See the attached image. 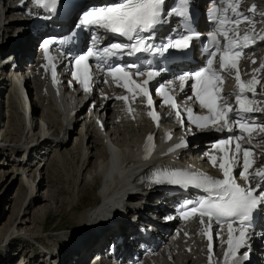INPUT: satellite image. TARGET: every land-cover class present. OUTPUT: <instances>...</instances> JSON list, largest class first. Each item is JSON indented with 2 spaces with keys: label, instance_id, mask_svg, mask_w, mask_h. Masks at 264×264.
<instances>
[{
  "label": "snow or ice",
  "instance_id": "1",
  "mask_svg": "<svg viewBox=\"0 0 264 264\" xmlns=\"http://www.w3.org/2000/svg\"><path fill=\"white\" fill-rule=\"evenodd\" d=\"M36 6L55 13L64 0H33ZM181 5V10L177 11L175 7L166 9L164 5L166 0H119V2L105 7H95L92 10L83 11L78 15L75 27L77 29H101L107 33L118 35L125 38L126 43H112L104 46L103 48L88 47L86 52L77 54L72 57L74 61V70L72 71L73 77L84 85L87 91L89 84L94 81L95 77L92 75V66L87 63L90 59L96 62V69L105 72L106 75L111 76L113 80L118 78V74L123 78L125 87L132 85L133 81L129 79L128 69L131 67H138L137 65H120L110 63L120 53L127 55H136L138 53L152 52L154 54L164 55L169 49L187 50L192 46V42L199 38V34L195 31L189 32L185 30L183 34L177 37L167 36L159 44H153L151 41L156 39V29L168 23L166 19L168 16H177L187 19L190 16V0H178ZM213 3L212 13L213 20L216 23V28L213 32L209 33L211 39V47L215 50H209L206 56V67L196 70L191 74H182L177 79L179 81V88L183 90L185 82L194 80L190 87L192 89V96L187 99L192 101L193 98L199 101L200 107L207 109L208 115H194L193 109L187 107L185 110L189 117V122L197 129L216 128L217 131L228 130L234 131L229 127L230 124L237 125L241 133H248L249 138L246 143L251 144V132L253 131L252 125L255 124V119L250 117L249 114L257 111H264L258 109L253 105L252 99H249L245 93H254L253 85L257 81H249L248 84L241 82L239 74L235 76L239 93L236 95V104L238 108H234L227 102V98L220 96L222 101L220 105L217 104V97L219 96L218 90L213 85L214 80H219L218 72L213 70V64L216 57L219 55V69L226 70L237 67V58L241 56L242 48L251 47L249 40L256 43V37L264 41V34H257L253 31L249 36L247 32V23L249 17L247 12L255 11V5L246 11L240 7V0L227 3V8L224 15H218L219 9L215 6L216 0H211ZM223 3L224 0H221ZM230 9L231 15H228ZM264 18V13H261ZM241 21L245 22V32L243 36L240 35ZM232 33V35H229ZM98 33H94L89 37L90 40L95 39ZM218 36L223 37L224 43L221 48V42L217 39ZM52 41L45 39L43 47L45 51V59H49V45ZM255 62V61H253ZM133 75L146 76V79L141 83H135L134 87L145 96H149L150 81H152L158 72L148 70L145 72L133 73ZM105 83L108 81L105 80ZM169 85L172 83L168 82ZM156 92L163 96L165 104L172 102V97L166 95L165 85L161 84L157 87ZM215 93V94H214ZM119 99H126V97H118ZM152 99H148V105L152 106ZM171 106L176 109L178 105L174 102ZM154 120L157 119L156 115L152 112L149 113ZM179 115V112L177 113ZM251 120V124L249 123ZM223 122V123H221ZM217 125H220L217 127ZM260 130L264 131V126H260ZM147 139L152 140L150 135ZM244 139L241 135H234L228 139H221L214 144V148L218 149L221 153L228 149L231 141H240ZM180 145H177L179 147ZM243 153V171L240 175L248 185L242 187L236 182L232 163H239V154ZM252 153L248 148H243L241 143L235 144V150L230 157H220L219 168L222 172L223 178H215L208 174L198 173L194 171L183 170H167L164 172L166 182L174 186L181 187H195L202 190L206 195L202 197L195 204L190 207L191 213L199 212L201 221L203 217L207 216L209 225L212 221L220 223L221 221H229L228 231L229 237L227 244L229 251L226 257H234L239 248L244 247L245 240L243 239L247 233L240 232L241 239L233 244L232 240V221L239 220L244 225H251V222L256 213L264 210V171H257L252 173L249 169L252 162L249 160ZM213 162V167L216 166V158L210 157ZM164 171V170H161ZM156 182H161L157 180ZM209 250L214 251V245L209 244ZM245 257L247 253L244 254Z\"/></svg>",
  "mask_w": 264,
  "mask_h": 264
},
{
  "label": "bare ground",
  "instance_id": "2",
  "mask_svg": "<svg viewBox=\"0 0 264 264\" xmlns=\"http://www.w3.org/2000/svg\"><path fill=\"white\" fill-rule=\"evenodd\" d=\"M10 1L11 0H0V2L3 5V8L6 9L7 13L13 10ZM5 21H6L5 18H3L0 15V27H2V30L6 29ZM23 36L24 35H21L17 40L11 42L14 45L13 48L17 49L16 54L19 56L18 59L20 60L22 57L29 55V47H28L29 44L28 43L26 44ZM1 39L2 37L0 38V50L2 51L3 43L1 42ZM3 59L4 57H0V61ZM19 69H20V63H18V67L16 69L15 74L9 75L3 73L2 69H0V95L2 92V86L3 85L5 86L4 82H8L9 87L12 86L11 90L7 91V94L9 92L7 96L8 98H6L5 101V104L7 106L4 107V103L2 100L1 101L2 107L9 108L11 104L10 102L14 100V102L16 103L19 102L18 103L19 107L20 105L22 106L21 111L23 114L20 123L19 121H17L18 129L17 130L13 129V132H15L14 136H12L10 132L9 133L7 132V127L5 125L0 126L1 129L3 130L4 128L6 129L3 131V133L0 132V144H6L5 148L0 149V155L7 154V152L8 154H12L14 156L15 154L18 155V153H21L20 151L21 147L24 148L28 143L34 140V136H35V134L33 133L34 132L33 117L34 114L37 113L36 111L38 109V106L35 104V99L31 98L30 87L27 86L28 81L24 80V82L22 83L20 82L19 78L24 79V75H21V73H19ZM36 84L40 85V82L36 81ZM35 94H37L38 97L41 99V101H39L41 104L44 103L45 106L47 105L52 106V104L48 102L46 95L41 96L39 94V90L36 91ZM45 100H47V103H45ZM71 102L75 103L76 99H72ZM92 102H93L92 111L89 112L88 115L85 113L80 118H74V126L72 127L73 129L62 132L54 131L53 134L51 135L52 138L55 139L54 141L49 140L42 142L40 145V147L42 146V148H37L36 151L34 148H32V151L33 150L35 151V156L34 157L31 156V152H32L31 151L27 159L23 163L20 162L21 160H18L19 158L17 159L18 161L14 160L17 161L16 168L7 170L6 173H3V176L10 174L11 175L10 178H13L15 177L14 175L19 174L22 184L27 185L29 189L28 195L31 196L32 193L34 192V187H33L34 181L38 178V176L35 174L34 171H33L34 175L30 174L31 172L30 168L32 169V167H36V164H34L35 162H33L35 159H39L43 161L48 153H53L52 158H59L60 155L61 156L64 155L63 159L66 160L70 155H73L74 157L78 158V165L76 166V169L74 171V176L76 178L73 182L74 184L73 192L71 194L70 199L66 201V203H68L67 207L69 206L70 209H72V207L74 206H80L78 202L81 200L82 197H84L85 195L84 193H86L85 189H88L89 191H93L95 190L97 184L101 185L103 189L101 192L104 197L105 194L109 195L107 196L108 199L109 198L115 199L116 197H118L119 192L124 189V185L126 181L132 176H134L136 174V169L140 167L137 163L134 150H132V142L136 138V136L141 135L145 131L146 127L144 125L140 126L139 124V128H138L136 124L125 119L124 117H122L121 114H117L116 111H112L113 107H109L106 104H102L100 101L97 100H94ZM53 105L58 106L55 102L53 103ZM24 107L26 108L28 113L27 121L24 120V111H25L23 109ZM10 111L11 110L9 109L6 112L8 113ZM4 115H0V117H2V123H3ZM103 116L105 117L103 118ZM116 118L118 119L117 121H115ZM97 120L102 121L99 127L96 126ZM10 126H13V124L11 125L10 123L9 127ZM75 126H79V129L77 131H75L74 129ZM123 127L129 129L126 132L135 131L137 132V134L136 135L130 134V136L127 139H125L123 142H118L117 140H115V137H119L120 135H122V132L120 131L119 128H123ZM72 133L73 134L77 133V136L73 138V142L71 143V146L69 148L67 145H68V141H71V139L69 138L68 140H66L65 138L70 136V134ZM107 139L112 141V143L119 148L118 156L120 155V161L116 166H114L115 165L114 157L116 153L106 144ZM121 139H124V137H122ZM64 147L66 148L63 149L62 151L59 150ZM122 147H126V148H122ZM38 150H44V152L41 154ZM93 151L96 152L93 153ZM161 154H162V150H158L153 155V157L147 163H145V167L146 169H148V171H153L163 166L172 165L175 162L170 155H165L161 157L160 156ZM184 164L186 166H191L190 162H185ZM32 178L34 179L31 180ZM22 205L20 207H22ZM48 208L49 207L46 206L44 209H40V208H39L40 210L38 209V213H40V216H43L42 217L43 219L45 217L44 215L47 213ZM20 213H22L21 208L17 209V214L15 217L16 220L14 218H9L5 225L6 231L4 238L8 235L13 236L11 239L12 243L18 240H22L23 242L25 241L26 238L31 240L33 237L37 236V233L34 232V230L29 229L28 220L26 217H24V215L18 220ZM24 214H28V211L27 212L24 211ZM112 224H116V222H113ZM114 227L117 228V226L115 225ZM82 231L83 232H79L78 230L77 233L72 237L70 243L76 245L85 241L87 243V246L93 245L92 246L94 247L93 249H95L97 252L100 253L104 247V243L108 240V235H105L104 241L95 242L93 241L95 238V235L93 234L95 233L94 231L92 232L90 230L87 231L82 230ZM95 231H99V230H95ZM1 233L2 232L0 231V237H1ZM104 233H105L104 231L101 232V234ZM67 234L69 235L70 232H68ZM159 240L163 244L162 248L158 251L156 257H151L147 259L145 264H179L183 260V257L184 258L194 257L197 254V250L194 246L179 247V249L176 250L175 244L172 243L171 239L165 241V239L162 236H159ZM3 242L4 239L1 240L0 244H2ZM263 242H264L263 231L257 230L256 232L251 233L250 247L254 251V254H257V252L260 249V245ZM90 248L91 247L73 249L74 252L83 253V256L80 258V260L79 261L76 260L77 264H86V262L88 261L87 253ZM126 250L127 253H130L132 248L129 247ZM164 251L166 252L165 258L162 256V252ZM175 251L177 253H174ZM62 255L64 254L62 253L60 255V258L62 257ZM255 259L256 258H253L252 262H255L256 261ZM73 260L74 259L71 258L69 262L72 261V264H74L75 261Z\"/></svg>",
  "mask_w": 264,
  "mask_h": 264
},
{
  "label": "rangeland",
  "instance_id": "3",
  "mask_svg": "<svg viewBox=\"0 0 264 264\" xmlns=\"http://www.w3.org/2000/svg\"><path fill=\"white\" fill-rule=\"evenodd\" d=\"M4 84L5 86H2L0 97V115L5 114L3 117V124H6L8 126L7 132H10V134L14 136L15 132H13V129H18L17 121H19L20 123L21 117L23 115L21 111L22 106L20 105L19 107V102H13L9 106V109L11 111L8 113L6 112L4 107H2L1 101H4V98L7 95V91L11 90V86L9 87L8 82H4ZM10 123L11 125L13 124V126L9 127ZM0 125H2V117H0ZM77 127L79 129V126H75V131L78 130ZM76 136L77 133H74L72 137L70 134V136L65 138L66 140H68L69 138L71 139V141H68L67 145L69 148L71 146V143L73 142V138H75ZM65 148L66 147L59 150L62 151ZM95 152L96 151H93V153ZM48 154L49 155L45 157V159L47 160L38 161L39 159H36L34 164L37 165V161L38 163L40 162L39 165L36 166L38 168H30V174L34 175L35 172V174L38 176V178L34 181V192L32 193V195L30 194L31 196L28 195L29 189L26 184H22L19 174L14 175L15 177L13 178H10V174L3 176V173H6L7 170L16 168L17 161L21 160L18 159V156L21 155V153H18V155L15 154V156L12 154H8V152L7 154L0 155V231L2 232L0 242L4 239V242L0 244V264H34L33 260L31 259L34 246L31 242H22V240H18L12 243L11 239L13 236L8 235L5 237L6 239L4 238L6 231V222L9 218L15 219L17 209L21 208L22 211V213H20L18 217V220L24 215V217H26L28 220L29 229L34 230V232L37 233L36 237H41L44 233L50 230L64 228L61 231H66L65 229L71 227L73 222L77 218L78 211L77 209L75 210V208L78 206H74L72 207V209H70L69 206L67 207L68 203H66V201L70 199L73 192V182L76 178L74 176V171L76 169V166L78 165V158L70 155L68 157L70 159L67 158L66 160L63 159L64 155H60L59 158H52L53 153ZM33 179L34 178H32L31 180ZM85 191L86 193H84V197H82L78 202L80 207L84 206L85 203L91 202V200L94 199V191H89L88 189H85ZM21 205L22 207H20ZM46 206L49 208L47 209V213L45 212L46 214L44 215L45 217L43 219V216H40V213H38V209H44ZM24 211H28V214H24ZM76 228L77 227L72 226V228L67 231V233L70 232L69 236L71 235L73 237L77 233L78 230H76ZM253 255H255L253 258H257V254L253 253ZM58 263L72 264V261L69 262V259L64 254L60 258V261ZM75 263L77 264L76 261Z\"/></svg>",
  "mask_w": 264,
  "mask_h": 264
}]
</instances>
